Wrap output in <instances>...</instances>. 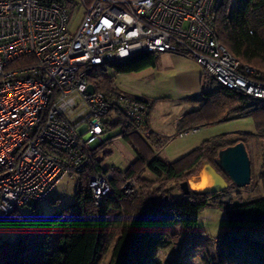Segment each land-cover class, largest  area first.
<instances>
[{
    "label": "built area",
    "instance_id": "built-area-1",
    "mask_svg": "<svg viewBox=\"0 0 264 264\" xmlns=\"http://www.w3.org/2000/svg\"><path fill=\"white\" fill-rule=\"evenodd\" d=\"M80 1L71 31L68 2L0 0V219L45 199L63 176L85 171L104 147L110 114L141 136L152 134L145 100L91 82L105 66L143 52L183 54L203 75L264 104V80L251 79L253 70L215 35L222 0ZM62 95L76 98L72 117L55 105ZM110 178L102 168L88 175L96 203L110 192ZM120 192H135L132 177H124Z\"/></svg>",
    "mask_w": 264,
    "mask_h": 264
},
{
    "label": "trees",
    "instance_id": "trees-1",
    "mask_svg": "<svg viewBox=\"0 0 264 264\" xmlns=\"http://www.w3.org/2000/svg\"><path fill=\"white\" fill-rule=\"evenodd\" d=\"M214 21L215 35L219 42L238 59L242 67L247 66L253 70L249 74L251 79L264 80V0H222ZM154 64L155 54L143 52L111 66L118 72H127ZM90 80L98 89L120 92L113 86L112 79L103 73L93 72ZM212 82L213 86L201 93L203 103L200 108L179 118V132L188 131L189 125L201 121H221L230 115L253 113L260 115L256 120V135L263 137L264 107L257 105L260 102L229 90L215 80ZM115 124H121L129 132L123 135L125 138L135 133L120 114L106 124V128ZM248 136L243 133L233 140L228 139L226 134L215 136L203 141L175 162H167L158 157L148 158L138 152L137 159L125 172L111 171V190L96 203L88 188V175L101 168L102 155L107 153L101 147L87 169L78 175L80 186L75 192L73 203L47 216L40 213L38 203L31 207L32 215L29 219L23 218L18 209L8 216L19 233L12 246L0 258V264L90 263L101 251V239L109 224L108 211L114 200L124 202L128 197L132 205L136 202L130 198L131 194L125 196L120 192L124 177H132L143 165L166 181H181L187 179L186 176L194 169L197 170L203 160L213 163L219 149L239 140L245 143ZM149 137L159 141L155 134ZM163 191L160 194L157 190L155 195L136 202L135 211L120 227L107 264H158L155 260L156 251L167 248L171 243L172 230H167L166 226L175 229L180 224L187 231L185 242H199L193 235L198 213L218 193L191 191L176 200L171 198L168 190ZM158 193L160 196H156ZM219 193L224 196V192ZM218 203L224 210L226 227L210 243L215 245L212 264H264V197L232 202L228 199V202ZM8 243L5 241L2 244ZM173 264H181L179 257Z\"/></svg>",
    "mask_w": 264,
    "mask_h": 264
},
{
    "label": "rangeland",
    "instance_id": "rangeland-1",
    "mask_svg": "<svg viewBox=\"0 0 264 264\" xmlns=\"http://www.w3.org/2000/svg\"><path fill=\"white\" fill-rule=\"evenodd\" d=\"M73 8H69V29L75 30L78 26L83 12V5L80 0H69ZM77 5V6H76ZM165 61L172 62L169 56H162ZM184 61V60H183ZM97 72L110 77L113 86L123 93L130 96L141 98L150 105L151 123L157 133L159 141H154L150 137H144L137 133L129 134L128 138L123 135L128 134L127 130L121 124H115L108 127L102 133V139L105 140L102 155L101 168L110 171L125 172L130 165L137 159L138 152L144 156L158 157L167 162H175L189 154L198 147L203 141L215 136L226 134L228 139H237L238 135L247 133L249 136L245 142L246 149L250 159L251 179L250 183L244 187L230 186L210 199L207 204L199 211L195 233V239L199 242H185L187 237L186 229L178 224L175 229L166 226L172 230L170 245L165 249L156 251L155 260L158 264H173V261L179 257L181 264H212L215 245L210 244L218 237L221 231L226 227V217L223 208L218 201L223 203L242 199L249 200L258 197H264V136L258 137L256 120L259 114L242 113L230 115L227 119L214 122H198L189 125L186 134L178 135L179 129L176 115L183 109L192 110L196 105L192 99H188L186 105H182L183 99L172 91H167L165 84V75L152 66L145 67L136 71L118 72L111 65L105 66ZM167 94L172 95L173 99L167 98ZM166 96V98H165ZM203 103V102H202ZM264 107L263 104H257ZM200 108V106H198ZM196 108V109H198ZM114 114L109 115L112 121ZM187 128V127H186ZM191 128H196L192 131ZM156 137V136H155ZM196 169L187 175L186 178L194 174ZM135 181V192L130 196L132 200H144L146 196L155 195L159 190H168L173 199H180L182 193L178 188L180 180H168L164 177H158L149 171L143 165L139 167L138 172L132 175ZM124 178L122 179V183ZM121 183V184H122ZM80 186L77 174L63 176L60 181L49 191L45 199L39 201L40 213L47 216L52 212L70 205L74 201L77 188ZM156 194V196H160ZM167 195V191L165 193ZM128 201L124 202L114 200L108 211V228L101 239V251L88 264H107L111 258L113 245L119 234L120 227L135 211V204ZM21 216L29 219L32 215L31 207H21L18 209ZM19 230L11 222L10 218L0 219V258L5 251L12 246L13 241L18 235ZM8 241V244H2ZM194 242V241H193ZM213 245V247H211Z\"/></svg>",
    "mask_w": 264,
    "mask_h": 264
},
{
    "label": "water",
    "instance_id": "water-1",
    "mask_svg": "<svg viewBox=\"0 0 264 264\" xmlns=\"http://www.w3.org/2000/svg\"><path fill=\"white\" fill-rule=\"evenodd\" d=\"M93 89L92 84L87 86L88 91L92 92ZM250 179L249 155L245 143L239 140L219 149L213 163L203 160L193 175L179 182L178 188L183 195L191 191L216 193L230 186L244 187L250 183ZM191 184L203 189L195 190ZM164 199L166 200L167 196Z\"/></svg>",
    "mask_w": 264,
    "mask_h": 264
},
{
    "label": "crops",
    "instance_id": "crops-1",
    "mask_svg": "<svg viewBox=\"0 0 264 264\" xmlns=\"http://www.w3.org/2000/svg\"><path fill=\"white\" fill-rule=\"evenodd\" d=\"M154 54L155 64L152 66V68L155 70L160 69L164 73L166 80V90L172 91V93L179 95V99H183V106L186 105L185 103L189 102L187 101L188 99H191V101L193 99L194 103L197 104L196 108L201 106V93L210 89L213 86L212 81L214 80L211 77L203 75L201 67L187 55L171 52H160ZM163 55H168L172 62H166L165 58L162 57ZM167 98L173 99L172 95L170 94H167ZM189 111L191 110L183 109L182 112L176 115V118L179 119L183 114ZM150 113L151 110L149 108V126L152 129V134L157 135L158 132L155 131L151 123Z\"/></svg>",
    "mask_w": 264,
    "mask_h": 264
},
{
    "label": "clouds",
    "instance_id": "clouds-1",
    "mask_svg": "<svg viewBox=\"0 0 264 264\" xmlns=\"http://www.w3.org/2000/svg\"><path fill=\"white\" fill-rule=\"evenodd\" d=\"M76 102V98L72 96H59L56 98L55 105L58 109L65 113L66 116L72 117L74 112L72 105Z\"/></svg>",
    "mask_w": 264,
    "mask_h": 264
},
{
    "label": "bare ground",
    "instance_id": "bare-ground-1",
    "mask_svg": "<svg viewBox=\"0 0 264 264\" xmlns=\"http://www.w3.org/2000/svg\"><path fill=\"white\" fill-rule=\"evenodd\" d=\"M200 184H202V182ZM191 187L193 189H195V190H201V189H203V188H199L198 186H194L193 184H191Z\"/></svg>",
    "mask_w": 264,
    "mask_h": 264
},
{
    "label": "flooded vegetation",
    "instance_id": "flooded-vegetation-1",
    "mask_svg": "<svg viewBox=\"0 0 264 264\" xmlns=\"http://www.w3.org/2000/svg\"><path fill=\"white\" fill-rule=\"evenodd\" d=\"M216 193H219V192H216Z\"/></svg>",
    "mask_w": 264,
    "mask_h": 264
}]
</instances>
